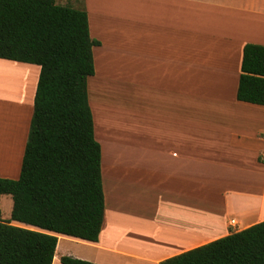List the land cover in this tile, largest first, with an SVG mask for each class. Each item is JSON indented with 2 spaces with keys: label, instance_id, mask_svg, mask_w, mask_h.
<instances>
[{
  "label": "crops",
  "instance_id": "crops-1",
  "mask_svg": "<svg viewBox=\"0 0 264 264\" xmlns=\"http://www.w3.org/2000/svg\"><path fill=\"white\" fill-rule=\"evenodd\" d=\"M55 1L86 11L100 42L88 93L105 217L98 242L58 235L53 264H161L264 222V106L237 99L264 0ZM39 74L0 59V178L20 177ZM12 210L0 195L4 221Z\"/></svg>",
  "mask_w": 264,
  "mask_h": 264
},
{
  "label": "trees",
  "instance_id": "trees-1",
  "mask_svg": "<svg viewBox=\"0 0 264 264\" xmlns=\"http://www.w3.org/2000/svg\"><path fill=\"white\" fill-rule=\"evenodd\" d=\"M99 45L84 10L0 0V59L40 67L20 177L0 178V195L13 199L10 221L0 213V264H53L58 235L99 240L105 196L88 93ZM241 71L237 99L264 106V46L244 47ZM161 264H264V222Z\"/></svg>",
  "mask_w": 264,
  "mask_h": 264
},
{
  "label": "rangeland",
  "instance_id": "rangeland-1",
  "mask_svg": "<svg viewBox=\"0 0 264 264\" xmlns=\"http://www.w3.org/2000/svg\"><path fill=\"white\" fill-rule=\"evenodd\" d=\"M108 1H111L112 2V0H108ZM105 2H107L106 0H105ZM89 4H90V8H92V9H97V8H101V9H103L102 8V4H103V0H98V3H96V0H91V3L89 2ZM105 9H107V13H112V10L114 9V7L112 6H110V7H108V6H106V8ZM36 66V65H35ZM7 109H12V111L14 110L13 108H7ZM6 110V109H5ZM19 111V110H18ZM6 115V114H5ZM20 115V114H19ZM8 116V118H10V116H16V115H10L9 116V114L7 115ZM20 116H22V115H20ZM6 117V116H5ZM17 117V116H16ZM15 117V118H16ZM19 119H20V117H19ZM5 121H7L6 119H5ZM16 120H13L12 121V119H10V131L12 130H14L15 128L14 127H16V122H15ZM7 207L5 206V208H3L1 211H2V213H3V215H6V213H7V209H6Z\"/></svg>",
  "mask_w": 264,
  "mask_h": 264
},
{
  "label": "bare ground",
  "instance_id": "bare-ground-1",
  "mask_svg": "<svg viewBox=\"0 0 264 264\" xmlns=\"http://www.w3.org/2000/svg\"><path fill=\"white\" fill-rule=\"evenodd\" d=\"M16 72H17V71H16ZM10 112H11L10 114H12V115H13V114H17V115L20 114L19 111H15V110L12 111V109H10Z\"/></svg>",
  "mask_w": 264,
  "mask_h": 264
},
{
  "label": "built area",
  "instance_id": "built-area-1",
  "mask_svg": "<svg viewBox=\"0 0 264 264\" xmlns=\"http://www.w3.org/2000/svg\"><path fill=\"white\" fill-rule=\"evenodd\" d=\"M231 225H232V226H236V225H237L236 220H232V221H231Z\"/></svg>",
  "mask_w": 264,
  "mask_h": 264
}]
</instances>
